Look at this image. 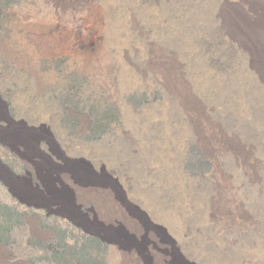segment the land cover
Returning <instances> with one entry per match:
<instances>
[{
	"label": "rangeland",
	"instance_id": "obj_1",
	"mask_svg": "<svg viewBox=\"0 0 264 264\" xmlns=\"http://www.w3.org/2000/svg\"><path fill=\"white\" fill-rule=\"evenodd\" d=\"M58 3L0 0V137L29 148L0 157L73 219L0 179V264L264 261V91L222 27L243 1Z\"/></svg>",
	"mask_w": 264,
	"mask_h": 264
},
{
	"label": "bare ground",
	"instance_id": "obj_2",
	"mask_svg": "<svg viewBox=\"0 0 264 264\" xmlns=\"http://www.w3.org/2000/svg\"><path fill=\"white\" fill-rule=\"evenodd\" d=\"M57 6L58 0H52ZM244 3V8L241 11L235 12L229 16L226 14L223 16L222 27L228 35L239 48L244 50L248 55V66L255 75L256 80L261 85L264 91V0H242ZM53 3V2H52ZM87 4V3H86ZM60 8V7H59ZM85 9L90 10V13L94 15V18L99 19L101 16V11L97 6L86 5ZM63 10V9H62ZM45 28L44 30H47ZM260 111L263 109V106L259 107ZM12 120H9L11 122ZM1 127V125H0ZM5 137L2 139L0 137V145L6 151L19 155L23 160L26 159L25 150L29 149L28 145L25 143H18L17 141H12L14 135L17 133L13 130L5 131ZM9 135V137H7ZM12 139V140H11ZM28 151V150H27ZM25 165V164H24ZM25 169V168H24ZM25 173H18L12 171L7 165L1 161L0 157V179L4 185L8 188L9 192L12 195L17 196L21 202H26L30 207L34 206L37 208L47 209V214L45 216L51 217L54 215H61L69 219L72 218V214L69 209H63L56 207L52 209L50 203L46 198H36L30 197L26 198L25 196H20L17 193L19 186L17 182L27 183L32 186L34 181L29 177V172L25 169ZM22 185V184H21ZM21 189V188H20ZM39 189V188H38ZM40 190V189H39ZM16 192V193H15ZM38 193V192H37ZM36 196V195H35ZM56 204V203H55ZM78 209V208H77ZM78 214L80 210L76 211ZM222 220L224 222V214H221ZM241 258L244 253H238ZM258 257V256H257ZM260 259L254 261V264H264L263 257H258Z\"/></svg>",
	"mask_w": 264,
	"mask_h": 264
}]
</instances>
